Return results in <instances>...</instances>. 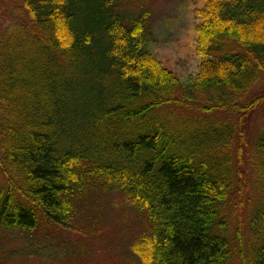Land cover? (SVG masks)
I'll return each mask as SVG.
<instances>
[{
	"label": "trees",
	"instance_id": "obj_1",
	"mask_svg": "<svg viewBox=\"0 0 264 264\" xmlns=\"http://www.w3.org/2000/svg\"><path fill=\"white\" fill-rule=\"evenodd\" d=\"M201 1V60L180 82L148 50L147 9L127 24L122 0H19L0 28V227L95 226L86 205L116 192L139 220L137 264L229 262L222 204L264 104V88L241 102L264 77V0ZM168 106L193 115L167 125ZM253 147L241 264H264V113Z\"/></svg>",
	"mask_w": 264,
	"mask_h": 264
},
{
	"label": "rangeland",
	"instance_id": "obj_2",
	"mask_svg": "<svg viewBox=\"0 0 264 264\" xmlns=\"http://www.w3.org/2000/svg\"><path fill=\"white\" fill-rule=\"evenodd\" d=\"M18 4L19 0H0V28L12 20L13 7ZM142 7L149 12L144 30L148 50L164 68L184 82L196 73L201 60L193 51L194 25L199 22L193 11L202 7V1L122 0L117 10L122 21L128 24L139 15ZM263 88L264 77L242 96L241 102L249 100ZM167 108L172 115L166 120L167 125H174L181 114L184 119L193 115L179 107ZM263 113L264 104L247 126L240 167L236 165L238 171L234 174L229 198L222 204L225 231L232 249L227 264H241L236 234H239L245 258L249 243H256V233L250 226L252 213L254 215L260 209H256L259 196L253 145ZM98 195L103 197L98 201L90 200L86 205L96 208L102 218L100 221L97 220L99 217L93 218L98 223L95 226L89 219L86 221L90 224L82 226L76 219L70 222L74 228L71 230L58 224L44 225V222L38 223L33 230L0 227V264H137L129 249L139 228L133 207L116 192Z\"/></svg>",
	"mask_w": 264,
	"mask_h": 264
}]
</instances>
